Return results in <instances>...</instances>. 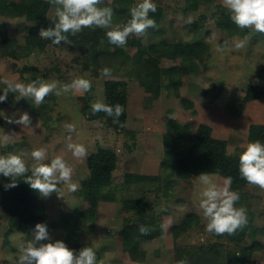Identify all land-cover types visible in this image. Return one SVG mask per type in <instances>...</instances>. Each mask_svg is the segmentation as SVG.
<instances>
[{"label": "rangeland", "instance_id": "1", "mask_svg": "<svg viewBox=\"0 0 264 264\" xmlns=\"http://www.w3.org/2000/svg\"><path fill=\"white\" fill-rule=\"evenodd\" d=\"M116 1L114 4V0H101L98 5L115 7L114 22H125L130 10L142 2ZM152 2L156 10L149 16L156 21L157 28L149 29L145 37H129L124 47L99 46L103 67L95 76L94 67L84 68V53L70 41V37L84 39L86 29L75 35L68 34L69 43L57 44L42 39L39 31L53 26L55 6L49 8L46 22H37L26 18L28 0H4L0 9V40L4 39L2 33L7 31L10 36L7 39L24 45L27 56L12 60L0 54V94H3L2 81L5 79L24 84L38 78L70 83L82 77L92 82V88L84 94H52L39 106L28 98L17 99L19 94L11 92L0 102L1 117L7 120L5 124L3 120L0 123V137L23 128L8 122V119H18L22 109L31 117V123L38 115L34 127H26L13 135L22 141L17 148L18 154H23L29 170L34 163L31 152L43 147L48 154L45 162L57 155L64 157L73 168L72 182L78 186L72 192L61 185L62 198L55 193L49 198L40 196L45 202L47 216L32 224L3 213L0 205V264H19L20 247L32 239L37 223L46 224L51 239L63 240L70 249L79 252L84 246L94 247L96 254L101 255L100 264H176V245L214 242H223L239 253L238 262L229 264H264V189L246 184L239 190L230 185L231 190L246 193L244 207L251 218V222L237 232L243 234L237 245L227 237L206 230L208 221L199 207L202 187L197 179L199 174L175 181L170 168L161 170L160 166L165 154V133L174 132L183 124L189 126L190 132H195L200 123L211 125L215 137L228 141L229 154L240 155L250 143V124L264 123V96L245 99L250 85L264 84V34L236 27V33L230 35L219 29L216 21L224 8L222 0ZM189 17L194 20L191 24L185 23ZM43 23L45 27H39L27 40L28 27ZM240 31L246 33L248 40L244 48L236 49L233 41L244 37ZM220 48L223 50H218ZM137 55L155 61L150 77L140 78L135 73L134 57ZM190 64L194 66L192 72L183 73V68ZM26 67L35 69V77ZM105 67L112 69L108 77L103 75ZM146 72L144 70L142 76H146ZM108 78L127 81L130 108L127 105L124 128L118 131L108 128L103 118L91 119V114L82 111L84 101L80 96L92 93L91 105L104 102V83ZM134 102H137L136 109L132 108ZM143 108L154 111L149 113L146 109L144 113ZM151 118H156V122ZM68 124H74L76 130L68 132ZM69 136L72 143L86 147L84 157H74L66 147ZM100 145L113 148L119 157L111 184L102 189L114 198L100 199L92 212L84 198L82 180L89 175L87 155ZM131 150L135 153L131 154ZM161 171L164 175L158 181L125 182L127 172L158 174ZM210 174L217 184L223 185L227 180L217 173ZM168 178H171L168 181L171 186L166 195L164 181ZM135 196L149 202L147 213L161 221L163 227L144 233L124 230V218L133 212L124 206V199ZM188 214H195L197 221L174 241L172 226L181 223ZM256 240L260 243L254 247ZM135 250L145 252L142 260L131 259L130 254Z\"/></svg>", "mask_w": 264, "mask_h": 264}, {"label": "clouds", "instance_id": "2", "mask_svg": "<svg viewBox=\"0 0 264 264\" xmlns=\"http://www.w3.org/2000/svg\"><path fill=\"white\" fill-rule=\"evenodd\" d=\"M49 3L55 6L53 26L41 28L39 36L57 44L69 43L68 34L75 35L85 28H100L106 30L110 44L124 47L129 37H145L149 29L157 28L156 21L149 16L150 12L156 10L152 0H142L133 7L130 10V19L126 22H114L115 13L111 7H98L101 0H49ZM222 4L239 29L264 34V0H222ZM193 22L191 17L185 21L187 24ZM247 40L248 37L244 36L243 39L233 41V45L236 49H242L246 46ZM111 73V68L103 69L105 77L110 76ZM2 83L5 88L3 94H0V102H4L11 92L19 94L17 99L21 97L31 99L35 106L41 105L45 98L52 94L56 96L69 92L84 94L92 87V82L82 77L70 83L39 78L28 84L7 79ZM93 107L97 110L96 106ZM105 110L109 115L114 111L118 116L122 114L123 107L116 105L114 109ZM8 122L21 125L23 128L32 126L31 117L27 112L21 114L18 119H8ZM66 127L70 133L76 130L74 124H68ZM12 137L13 134L4 133L0 137V146H6ZM68 141L66 147L74 157L82 158L87 154L84 145L71 142V136L68 137ZM47 156V150L43 147L31 152L34 163L29 175V166L22 153L0 155V175L11 178V182L5 187L8 189L17 187V180L23 178L24 182L42 198H49L53 193L57 194L58 198H62L61 185H66L69 191H76L78 186L72 182V166L60 155L45 162ZM239 173L248 184L264 189V142L255 140L246 145L239 156ZM197 179L202 186L199 193V207L208 221L206 224L208 232L217 235H235L247 226V209L243 206L237 207L240 195L230 189L231 178L220 185L214 181L210 173L201 172ZM140 231L144 233L148 230L141 226ZM19 264H97V254L92 246H84L76 253L63 240L53 241L46 224L37 223L32 239L20 247ZM177 264H190V262L187 258H182Z\"/></svg>", "mask_w": 264, "mask_h": 264}, {"label": "trees", "instance_id": "3", "mask_svg": "<svg viewBox=\"0 0 264 264\" xmlns=\"http://www.w3.org/2000/svg\"><path fill=\"white\" fill-rule=\"evenodd\" d=\"M3 1L0 0V7L3 6ZM211 1V0H206ZM128 2V1H127ZM117 3L116 0L113 2ZM52 4L49 0H28L26 18L29 21L46 22L47 12ZM115 7H112L115 13ZM125 18V22L130 19V16ZM217 27L227 31L230 35L236 33L237 27L231 15L223 8L220 15L217 17ZM43 24H34L28 28V35L26 39L29 40L30 34L38 31ZM49 25V24H48ZM45 27V25L43 26ZM86 33L84 39L70 37L71 43L78 47L85 55L84 68L94 67L95 76L103 65L101 63L102 53L99 46L115 47L108 42L105 29H89L85 28ZM240 35L246 36L245 32L240 31ZM156 52L158 49L154 46ZM0 54L2 56H9L15 59L27 56V51L24 45L19 44L14 39H3L0 41ZM140 54H142L140 52ZM135 58V73L141 77H150L151 67L155 63L152 58L141 59L137 55ZM190 66V67H189ZM183 68L185 74H188L194 67L193 64ZM103 67V66H102ZM31 70L32 76L35 77V69L33 67H26ZM147 70L146 76H142L143 71ZM92 88V87H91ZM105 100L103 103L94 102L90 104V100L94 98L92 93L80 96L84 101L82 111L91 114V119L103 118L108 128L119 130L123 129L128 112V89L127 81L118 78H108L104 83ZM264 96V84L250 85L247 88L246 100H253ZM82 101V102H83ZM116 105L123 107V112L120 115H109L106 108H113ZM96 106L97 110H94ZM174 132L165 133V154L160 162L161 170L170 168L174 178L172 180L190 178L201 172L217 173L222 177L231 178V184L236 186L239 190L248 184L239 173V154H229L227 151L228 141L224 138H218L213 135V128L207 123H200L195 132L189 131L187 124L180 125L175 128ZM249 141L260 140L264 142V123H252L248 129ZM118 154L111 147L103 145L98 146L95 152L87 155L86 161L89 167V175L82 180V190L84 198L90 204V210L94 212L98 206V201L111 200L114 198L109 192H104L102 189L112 182L113 171L117 167ZM31 174V171L28 173ZM163 172L158 174H142L127 172L125 174L126 183H135L145 180H160ZM171 178L164 181L165 194L169 195L170 186L168 182ZM11 182L10 177L0 175V192H1V208L3 213L12 218L26 220L29 224L36 223L46 219V205L40 198L38 192L32 190L30 186L24 182L23 178L17 180V187L6 188L5 185ZM240 199L237 202V207L245 205L246 193L242 191ZM124 206L133 210V212L124 218V230L140 231V227L144 226L148 231L154 230L162 226V222L150 217L147 209L150 206L149 202L144 197H132L124 199ZM251 216V215H250ZM197 219L195 214H188L184 217L181 223L172 226V233L174 241L177 240L183 232L187 231ZM251 222V218H248ZM245 230V229H244ZM219 237H227L229 240L235 241L237 245L241 243L243 234L235 235H218ZM260 243L256 240L254 247ZM75 251V250H74ZM78 253V251H75ZM176 264L182 258H187L190 264H229L231 262H238L239 253L236 250H231L226 247L223 242H214L209 244H189L176 245ZM141 254L143 256L141 257ZM131 259L142 260L145 252L132 251ZM101 255L97 254V264H100Z\"/></svg>", "mask_w": 264, "mask_h": 264}, {"label": "crops", "instance_id": "4", "mask_svg": "<svg viewBox=\"0 0 264 264\" xmlns=\"http://www.w3.org/2000/svg\"><path fill=\"white\" fill-rule=\"evenodd\" d=\"M3 4H4V1H3ZM3 7H0V9H2ZM7 16V15H6ZM8 17V16H7ZM5 33V35H3ZM2 36H4V39H7V38H9L10 36H9V34L7 33V31L6 32H3L2 33V35H1V37ZM3 40V39H2ZM1 41V40H0ZM17 41V40H16ZM5 58H10V59H12V60H16L15 58H12V57H9V56H7V57H5ZM14 63V62H13ZM12 63V64H13ZM134 103H135V106H134ZM134 103H132L133 104V106H132V108L133 109H136L137 108V102H134ZM156 106H157V104H155ZM158 107V106H157ZM6 108H9V106H7ZM130 108V102H129V95H128V109ZM152 108V107H151ZM10 109V108H9ZM149 110L148 108H143L142 110H143V112L145 113V110ZM24 111H25V109H22L21 110V114H23L24 113ZM152 111H154L153 109H150L149 110V113H151ZM153 113V112H152ZM37 115V114H36ZM37 117H38V115H37ZM36 117V119H33L32 120V125H33V127H34V124H35V122H37V118ZM102 119V118H101ZM154 122H156V118H151ZM2 120H3V118L1 117V114H0V123L2 122ZM103 120V119H102ZM4 121V124L7 122V120H3ZM104 121V120H103ZM2 124V123H1ZM22 127V126H21ZM32 128V127H31ZM22 129H26V128H22ZM21 128L20 129H16V130H12V131H16V132H18L19 133V131L20 130H22ZM16 132H14L15 134H18V133H16ZM14 133H12L13 135H15ZM7 134H9V133H7ZM21 134V133H20ZM19 145H22V141H21V139L19 138V137H17V138H15V137H12V139H11V141L9 142V143H7V145L6 146H0V155H6V154H8V153H13V154H18V146ZM4 151V152H3ZM131 151H132V153H131ZM130 151V153L131 154H134L135 153V150H131ZM29 171H31V169L29 170ZM0 204H1V197H0Z\"/></svg>", "mask_w": 264, "mask_h": 264}]
</instances>
